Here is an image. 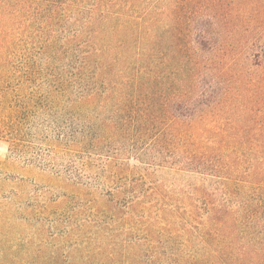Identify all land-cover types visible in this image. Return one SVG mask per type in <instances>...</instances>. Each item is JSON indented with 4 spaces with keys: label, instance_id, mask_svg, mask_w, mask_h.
<instances>
[{
    "label": "trees",
    "instance_id": "trees-1",
    "mask_svg": "<svg viewBox=\"0 0 264 264\" xmlns=\"http://www.w3.org/2000/svg\"><path fill=\"white\" fill-rule=\"evenodd\" d=\"M126 1L0 0V60L25 50L28 85L0 89V137L48 184L27 192L34 185L0 172V264H264V197L230 191L241 167L228 130L207 119L212 86L197 75L178 94L164 51L151 58L154 19ZM11 70L0 65V83ZM260 130L262 141L238 146L257 188ZM158 168L202 182L174 192L150 181Z\"/></svg>",
    "mask_w": 264,
    "mask_h": 264
},
{
    "label": "rangeland",
    "instance_id": "rangeland-1",
    "mask_svg": "<svg viewBox=\"0 0 264 264\" xmlns=\"http://www.w3.org/2000/svg\"><path fill=\"white\" fill-rule=\"evenodd\" d=\"M121 1L127 3L126 0ZM129 4L135 16L145 14L147 18L154 19L149 27L157 36L152 40L151 58L157 63L156 54L160 49L164 51L168 67L165 74L169 85L171 82L181 88L178 94H185L187 80L191 81L197 75L204 85L212 86L208 94L214 98L216 107L207 119L215 117V125L228 130L229 142L235 147L231 153L233 167H241L230 180L233 182L231 187L235 188L230 189L235 199L237 196L242 200L256 189H260L259 194L264 197V181L263 186L257 188L244 175L252 154L241 152L243 147L238 148L240 144L252 145L263 139L257 134L264 127V0H132ZM70 11L74 12L75 8H70ZM162 11L164 14H161ZM200 32L204 41L198 45L197 35ZM197 46L201 49L197 50ZM2 53L6 56L0 60V65L8 64L12 70L8 78L0 83V89L6 84L14 93H22L18 85L22 88H28V85L18 73L17 66L25 50H6ZM200 59L207 61L208 70L190 68ZM196 92L197 89H194L188 95H195ZM10 147L9 138L1 136V174L30 182L29 185L34 186L28 191L25 189L27 192L48 189L45 181H39L32 176L33 173L26 174L29 173L28 168L11 159ZM147 174L150 181L162 183L180 193L188 185L202 182L198 176L173 173L169 169H151ZM211 186L216 185L209 183L208 187ZM55 192L53 189L52 193ZM7 240L15 243L10 237Z\"/></svg>",
    "mask_w": 264,
    "mask_h": 264
}]
</instances>
